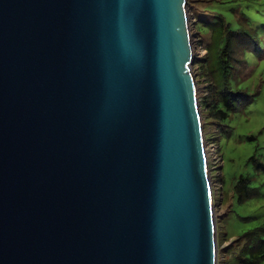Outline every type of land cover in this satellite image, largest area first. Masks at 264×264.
Here are the masks:
<instances>
[{"label": "water", "instance_id": "95a60500", "mask_svg": "<svg viewBox=\"0 0 264 264\" xmlns=\"http://www.w3.org/2000/svg\"><path fill=\"white\" fill-rule=\"evenodd\" d=\"M187 0H0V264H217Z\"/></svg>", "mask_w": 264, "mask_h": 264}, {"label": "rangeland", "instance_id": "374dc122", "mask_svg": "<svg viewBox=\"0 0 264 264\" xmlns=\"http://www.w3.org/2000/svg\"><path fill=\"white\" fill-rule=\"evenodd\" d=\"M189 27L193 47L196 91L201 113L205 148L209 154V170L213 190L217 231V264H241L238 236L264 223V0H187ZM259 34L258 47L253 43L246 52V62L231 70L229 83L237 87L240 80L254 94L244 105L237 104L225 120L214 115L213 94H209L211 76L207 73L209 52L225 45L223 30H218L223 17L237 25L238 19ZM238 74L237 76H235ZM240 78V80H238ZM217 106L220 107V104ZM209 153V152H208ZM250 179L253 196L237 202L236 179ZM259 264H264L262 261Z\"/></svg>", "mask_w": 264, "mask_h": 264}, {"label": "trees", "instance_id": "16d2710c", "mask_svg": "<svg viewBox=\"0 0 264 264\" xmlns=\"http://www.w3.org/2000/svg\"><path fill=\"white\" fill-rule=\"evenodd\" d=\"M218 24V30H223L225 35V45L219 48L220 52L216 48L209 52L207 73L211 76L209 94L211 92L214 95L211 109L215 110L214 115L217 118L225 120L234 112L237 104L243 102L245 105L254 95L241 86L240 78L237 87H233L229 80L234 79L230 71H238L236 64L247 61L245 54L249 46L254 43L258 47L260 40L257 30L251 26L248 19L247 23L238 19L237 25L231 27V23L221 17ZM249 183L250 179L244 176L236 179L234 192L237 202L242 203L253 196ZM237 240L241 244V264H259L264 261V223L244 231Z\"/></svg>", "mask_w": 264, "mask_h": 264}, {"label": "bare ground", "instance_id": "6f19581e", "mask_svg": "<svg viewBox=\"0 0 264 264\" xmlns=\"http://www.w3.org/2000/svg\"><path fill=\"white\" fill-rule=\"evenodd\" d=\"M208 152H209V153H208ZM206 154H207V157H208V159H209V157H210L209 154H210V155H213L214 153H213V150H212V149H209V151L206 150Z\"/></svg>", "mask_w": 264, "mask_h": 264}]
</instances>
